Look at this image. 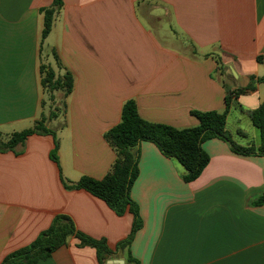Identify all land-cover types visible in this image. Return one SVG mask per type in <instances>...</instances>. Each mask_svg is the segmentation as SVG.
Returning <instances> with one entry per match:
<instances>
[{"label":"crops","instance_id":"0c3cea01","mask_svg":"<svg viewBox=\"0 0 264 264\" xmlns=\"http://www.w3.org/2000/svg\"><path fill=\"white\" fill-rule=\"evenodd\" d=\"M54 1L0 0L3 140L44 115L43 68L69 72L74 82L64 114L47 123L56 128L58 162L51 135L34 134L17 152H0V264L59 215L113 251L127 238L132 214L118 216L91 193L65 186L111 171L116 153L105 134L121 122L126 102L135 101L148 122L191 128L199 124L192 112H224L229 90L264 77V0H62L43 40L41 10ZM263 102L264 83L233 100L227 129L238 144L259 146L261 135L252 141L230 130L229 117L238 109L248 116ZM203 149L210 163L186 183L178 162L141 144L131 189L143 222L130 247L138 264H264V204H255L264 193V157L235 154L220 139ZM116 259L127 264L123 257L106 264ZM39 264L99 260L71 237Z\"/></svg>","mask_w":264,"mask_h":264},{"label":"trees","instance_id":"16d2710c","mask_svg":"<svg viewBox=\"0 0 264 264\" xmlns=\"http://www.w3.org/2000/svg\"><path fill=\"white\" fill-rule=\"evenodd\" d=\"M61 7L62 0H55L51 7L41 10L45 17L43 40L50 34L55 15ZM219 64L223 70L220 60ZM42 74V85L46 91L49 90L50 93L61 91L64 98L71 94L74 82L69 72L60 77L56 76L52 69L43 68ZM251 81L246 88L228 91L224 112H192L199 120V124L191 128L177 129L169 125L148 122L140 116L135 101L126 102L123 106L121 122L105 134L107 142L116 153V161L111 171L102 180L83 177L77 183H65V186L69 190H85L91 193L105 201L118 216L132 214L133 224L127 238L121 241L113 251L106 240L87 236L77 230L70 217L59 215L53 220L50 228L42 232L31 245L8 255L1 264H39L49 259L56 250L66 246L71 237L78 239L82 247L94 248L99 264H106L113 257H123L127 264H138L131 256L130 247L137 232L142 228L143 222L138 205L131 197V189L139 176L141 144L151 142L165 157L178 162L183 169V180L186 183L196 181L210 163V156L203 149V144L208 140L225 141L229 144L231 151L238 155L264 157V102L256 110L247 112L253 125L260 131L259 146L238 144L227 129V117L233 100L247 90L256 89L257 83H264V77L258 80L251 77ZM53 115L56 117L55 114ZM47 123L43 117L36 121L33 128L13 133L6 141L0 134V152H17V149L24 146L31 135H51L56 142L51 158L58 162L59 143L56 132L49 129ZM255 204L258 206L264 204V193L255 201Z\"/></svg>","mask_w":264,"mask_h":264},{"label":"rangeland","instance_id":"374dc122","mask_svg":"<svg viewBox=\"0 0 264 264\" xmlns=\"http://www.w3.org/2000/svg\"><path fill=\"white\" fill-rule=\"evenodd\" d=\"M46 93L47 94L45 95L44 115L41 116L40 119L44 117L47 122H50L64 114L63 111L65 108V98L63 93H59L58 91L50 93V91L47 90ZM53 114H55L56 117H54ZM50 116H52L51 119ZM228 128L230 130H235L236 128L242 129L248 135V139L252 141H257L260 138L258 129L251 123L248 116L241 113L239 109L238 111H234L233 115L229 117ZM52 129L54 131L56 130L55 127H53Z\"/></svg>","mask_w":264,"mask_h":264},{"label":"water","instance_id":"95a60500","mask_svg":"<svg viewBox=\"0 0 264 264\" xmlns=\"http://www.w3.org/2000/svg\"><path fill=\"white\" fill-rule=\"evenodd\" d=\"M232 72H233L234 76H237V74L233 68H232ZM109 264H125V262L123 260L116 259V260L109 261Z\"/></svg>","mask_w":264,"mask_h":264}]
</instances>
